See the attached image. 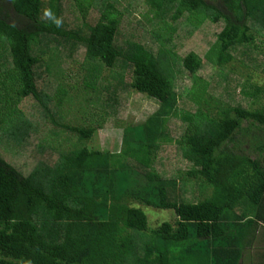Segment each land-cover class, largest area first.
Wrapping results in <instances>:
<instances>
[{
	"label": "trees",
	"instance_id": "16d2710c",
	"mask_svg": "<svg viewBox=\"0 0 264 264\" xmlns=\"http://www.w3.org/2000/svg\"><path fill=\"white\" fill-rule=\"evenodd\" d=\"M91 1L0 0V142L31 159L25 171L0 147V264H264V250L255 251L264 231V88L241 85L252 97L247 107L228 100L235 90L227 86L216 101L210 81L196 75L202 57L190 51L183 66L195 91L182 95L176 53L153 44H172L167 30L184 14L195 28L222 20L211 52L223 64L233 58L228 49L264 42V0H146L165 34L151 30L119 45L122 12L108 5L91 24ZM48 38L84 47L86 59L102 66L123 60L132 70L129 88L159 102L143 123L123 125L119 150L88 141L111 118L124 119L120 94L107 97L99 121L54 117L50 101L64 103L67 86L51 94L40 85L50 67L33 53ZM185 97L197 107L178 106ZM24 99L40 107L36 116L18 107ZM44 122L66 132L72 149L53 148L57 134L35 137ZM174 159L186 170L167 167ZM147 207L173 210L175 218L151 227Z\"/></svg>",
	"mask_w": 264,
	"mask_h": 264
},
{
	"label": "rangeland",
	"instance_id": "374dc122",
	"mask_svg": "<svg viewBox=\"0 0 264 264\" xmlns=\"http://www.w3.org/2000/svg\"><path fill=\"white\" fill-rule=\"evenodd\" d=\"M89 4L91 8L89 14L91 24H95L101 18L102 12L107 9L108 5H113L118 12H122L119 34L116 40L118 45L143 41L147 38V31L158 30L157 32L161 34L166 32L161 28L158 19L150 12L152 9H150L146 0H92ZM169 21L172 22L171 20ZM223 24L222 20L216 23L206 20L195 28L193 20H189L188 14H184L178 21L172 22L174 30L172 28L167 30L168 34L171 35L170 42L172 44L160 38L155 39L153 44L156 47L162 44L171 46L177 55V62L174 67V83L177 92L183 95L190 88L188 94L191 96L195 91L194 87H192L195 79L183 66V58L190 51H195L203 60L202 67L196 75L210 81V97L216 101L224 99V92L227 86L235 90L234 95L228 100L233 104L247 107L250 105L252 97L244 96L240 92L241 85H259L264 88V42L256 39L254 46L244 48L242 45L234 49L230 48L228 52L233 55V58L223 62V64H219L218 57L213 55L211 50L217 45V33L221 30ZM48 39L42 40L33 53L40 55L42 60L44 59L42 64L44 69L46 64L50 67V70L43 72L40 77V85H46L51 94L56 93L59 85L67 86L68 94L64 103L56 99L50 101L54 117L58 119L62 117L66 122L73 124L89 122L92 119L99 121V117L106 112L105 101L107 97H114L120 94L121 114L124 119L118 118L114 120L111 118L88 141V145L93 148L111 151L119 150L123 138V125L125 123L131 125L143 123L159 108V102L129 88L132 81V70L123 60H119L115 66L109 68L100 65L98 62L87 60L84 47L69 46L68 39ZM239 48L244 49L238 51L237 49ZM248 56H253V59L248 60ZM9 63L10 59L8 56L7 65ZM253 88L251 87V90ZM8 93L11 95L13 91L8 89ZM188 99V97L180 98L178 106L180 105L181 108L188 110L196 108L197 105ZM260 101L264 102V95H261ZM34 103L33 99L31 101L24 99L18 104V107L25 114L32 112L36 116V111L41 109L39 106L37 109ZM49 119V114H43L42 120L48 121ZM44 124L45 126L34 129L33 134L35 137H47L57 134L59 135L58 143H52L53 148L72 149L71 143L66 141L68 137L66 132L60 131L51 123L44 122ZM3 141L0 142V147L7 160L27 171L31 162L29 155L18 151L11 145L9 140ZM33 143H35L34 140H31V146H33ZM176 160L174 159V162L167 164V167L179 168L185 171L188 163L185 162L178 165L175 163ZM163 164L161 163V165ZM185 187L189 190L188 193H192L195 190L193 181L190 180H186ZM146 211L151 227L157 226L165 220L173 221L175 218L173 210L147 207ZM260 231L257 239L259 243L256 244L255 251L259 249L258 246L264 250V231L262 229Z\"/></svg>",
	"mask_w": 264,
	"mask_h": 264
},
{
	"label": "crops",
	"instance_id": "0c3cea01",
	"mask_svg": "<svg viewBox=\"0 0 264 264\" xmlns=\"http://www.w3.org/2000/svg\"><path fill=\"white\" fill-rule=\"evenodd\" d=\"M244 260L247 261L245 256H244Z\"/></svg>",
	"mask_w": 264,
	"mask_h": 264
},
{
	"label": "clouds",
	"instance_id": "9594fccd",
	"mask_svg": "<svg viewBox=\"0 0 264 264\" xmlns=\"http://www.w3.org/2000/svg\"><path fill=\"white\" fill-rule=\"evenodd\" d=\"M102 16V15H101Z\"/></svg>",
	"mask_w": 264,
	"mask_h": 264
}]
</instances>
